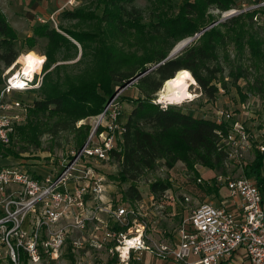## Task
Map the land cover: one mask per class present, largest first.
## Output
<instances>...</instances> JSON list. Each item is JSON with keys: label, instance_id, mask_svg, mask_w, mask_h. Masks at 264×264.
Segmentation results:
<instances>
[{"label": "rangeland", "instance_id": "rangeland-1", "mask_svg": "<svg viewBox=\"0 0 264 264\" xmlns=\"http://www.w3.org/2000/svg\"><path fill=\"white\" fill-rule=\"evenodd\" d=\"M133 1L142 19L133 25L123 21V29L119 30L120 17L110 0H0V10L17 34L16 47L20 52L12 67L4 69L0 63V99L8 78L22 68L23 55H32L39 67L27 90L4 97L6 102L19 101L27 109L25 117L15 127L11 145L3 151L5 165H21L33 175L54 174L62 158L71 151L80 149L90 140L96 142L111 135L115 150H120L125 125L133 110L147 100L140 80L153 71L149 70L161 55L168 53L169 57L191 40L176 57L198 42L207 49L208 58L196 64L195 74L203 80H214L211 85L218 89L215 98L204 96L189 71L196 82L189 89L193 98L180 104L160 103L163 86L158 93L149 94L151 102L163 108L174 106L186 114L218 124L225 123L220 120L221 113H230L231 125L245 123L255 136L254 144H264L261 96L264 95V0ZM227 4L229 10H220L221 5ZM255 11L258 14L252 25L249 16H242L229 27L221 25L233 17ZM43 24L56 29L72 45L56 43L48 47V39L35 35L33 30L34 26ZM30 37V41H26ZM249 39L259 44L256 46L260 55L250 50ZM117 71L131 72L134 78L122 87L111 80L112 73L117 74ZM119 89L127 91L124 94L127 98H121V92L111 96V90L115 93ZM55 98L64 101L65 110L56 112L54 105L36 106L37 102ZM169 144L177 161L160 160L141 181L133 184L141 194L140 200L124 201L131 184L118 181L119 163L111 159L103 162L99 172L106 178L105 205L143 203L151 237L171 243L183 218L198 205L206 201L224 202L231 208L227 190L213 184L214 179L217 175L250 177L249 167L259 151L254 149L248 153L243 164L227 161L218 170L184 164L179 159L185 155L172 134ZM155 185H165L167 190L155 195L152 193ZM25 262L22 260V264ZM149 263L165 262L151 258ZM48 264L123 263L111 258L106 251L90 248L74 251L69 242L61 257Z\"/></svg>", "mask_w": 264, "mask_h": 264}, {"label": "built area", "instance_id": "built-area-1", "mask_svg": "<svg viewBox=\"0 0 264 264\" xmlns=\"http://www.w3.org/2000/svg\"><path fill=\"white\" fill-rule=\"evenodd\" d=\"M16 76L8 78L0 99V264H48L61 257L69 242L74 251H106L123 264L142 252L182 264H221L240 249L251 264H264V186L253 178L217 175L213 184L227 190L234 206L207 201L198 205L183 218L170 243L151 237L143 203L105 205L106 178L99 170L115 150L112 135L71 151L54 174L33 175L21 165H5L3 151L27 109L4 97L32 84L21 75L22 86ZM220 120L230 126L222 141L228 161L243 164L257 149L264 178V144H254L245 123L231 125L232 114L221 113ZM191 258L196 262L190 263Z\"/></svg>", "mask_w": 264, "mask_h": 264}, {"label": "trees", "instance_id": "trees-1", "mask_svg": "<svg viewBox=\"0 0 264 264\" xmlns=\"http://www.w3.org/2000/svg\"><path fill=\"white\" fill-rule=\"evenodd\" d=\"M110 3L113 4L121 20L117 22L119 30L123 29V21L131 25L141 21L143 15L140 9L134 4L135 1L110 0ZM187 6L189 7V4H187ZM229 6L228 4L221 5L219 8L225 12L230 9ZM68 12L72 14V11ZM257 14L258 12L255 11L247 15H239L230 20H226L221 25L229 27L232 23L238 22L242 16H249L252 25ZM107 21L108 20H106V22ZM204 29L198 34L202 33ZM33 30L35 35H41L48 39V47L50 48L56 43L72 45V43L59 34L56 29H51L49 25H37L34 26ZM195 33L190 36H193ZM75 38L79 39L78 37ZM30 39L31 37L26 41H30ZM17 41L18 37L16 32L0 10V63L4 69L12 67L20 56V52L16 47ZM78 41L80 42V40ZM198 43L184 50L182 54L175 59L166 62L164 61L167 59L168 53L161 55L158 62L151 68L156 67L162 62L164 63L140 80L141 87L146 89L143 90V96L146 97L147 100L140 102L133 110L125 125L122 142L119 146L120 150H112L110 152L111 161L119 163L120 165V171L117 174L118 181L122 180L131 184L124 194V201L134 202L141 199L138 188L133 184L141 181L145 174L153 169L160 160L167 158L177 161L173 158V151L170 149L169 136L171 134L174 137V141L178 142L185 155L179 159L184 164H198L220 170L223 168L224 163L228 161V155L222 141L229 131V124H218L210 120L199 119L184 113L174 106L163 108L160 105L153 104L151 102V95H149L158 93L164 84L174 79L176 74L180 71H191L204 96L209 99L215 98L218 89L211 85L214 80H203L195 74L196 64L208 58L207 49L201 45L199 46ZM248 43L250 50L256 55H260L258 53L260 49L256 46V44L258 46L259 44L252 39H249ZM171 50L172 48L170 51ZM116 73L117 74L112 73L111 80L112 82L120 83L122 87H125V85L134 78L131 72L130 74L120 73L119 71ZM121 91L122 90L119 89L114 93V91L111 90V92L114 93H111V96H116L117 93ZM126 92V90L123 91L120 97L127 98L124 95ZM261 96L264 101V95ZM51 105L55 106L54 111L56 112L65 110V103L61 98L36 103L38 108H49ZM83 145L84 144H82V146ZM262 167L263 157L257 152L255 162L249 167L250 177H247L253 178L261 188L264 186ZM166 190L167 186L165 185H155L152 187V193L155 195H162ZM216 192H218V190ZM23 264H27V262Z\"/></svg>", "mask_w": 264, "mask_h": 264}, {"label": "bare ground", "instance_id": "bare-ground-1", "mask_svg": "<svg viewBox=\"0 0 264 264\" xmlns=\"http://www.w3.org/2000/svg\"><path fill=\"white\" fill-rule=\"evenodd\" d=\"M21 61L22 68L17 73L16 78L20 85L25 86V80H22L23 76H21L20 79L19 74L26 76L28 81H30L39 67L36 64L34 57L30 54L23 55ZM184 73H187V75H184ZM194 85H196V82L191 73L189 71H180L176 74L174 79L167 81L164 84V89L162 92H160V103L180 104L193 98V95L189 89Z\"/></svg>", "mask_w": 264, "mask_h": 264}, {"label": "crops", "instance_id": "crops-1", "mask_svg": "<svg viewBox=\"0 0 264 264\" xmlns=\"http://www.w3.org/2000/svg\"><path fill=\"white\" fill-rule=\"evenodd\" d=\"M231 204H232L231 207H233L234 204L233 203H231ZM146 255H149V256H146ZM151 258H154V259H156L157 261H159L161 263L165 262L164 264H176V263L177 264H182V263L175 262V261H172V260L159 259V258L153 256L152 254L148 253V252H142V253L133 254L132 258H131V264H151V263H149ZM189 262L190 263H195L196 262V258H191L189 260ZM221 264H251V263L248 260L247 255L245 254V251L243 249H240V250H238L235 253V255L232 258L224 261Z\"/></svg>", "mask_w": 264, "mask_h": 264}, {"label": "water", "instance_id": "water-1", "mask_svg": "<svg viewBox=\"0 0 264 264\" xmlns=\"http://www.w3.org/2000/svg\"><path fill=\"white\" fill-rule=\"evenodd\" d=\"M198 36V35H197ZM192 41V40H191ZM191 41H189L188 43H186L185 45H183L182 47H180L179 49H175V51L164 61H168V60H172L176 57V55H178V53H180ZM164 62L160 63L159 65H157L156 67L151 68L149 71L156 69L157 67H159L160 65H162ZM147 71V72H149Z\"/></svg>", "mask_w": 264, "mask_h": 264}, {"label": "snow or ice", "instance_id": "snow-or-ice-1", "mask_svg": "<svg viewBox=\"0 0 264 264\" xmlns=\"http://www.w3.org/2000/svg\"><path fill=\"white\" fill-rule=\"evenodd\" d=\"M184 75H187V73H184Z\"/></svg>", "mask_w": 264, "mask_h": 264}]
</instances>
